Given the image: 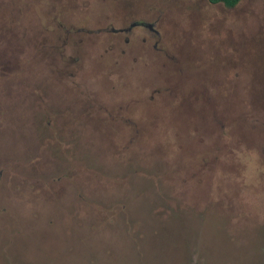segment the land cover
Listing matches in <instances>:
<instances>
[{"label": "rangeland", "instance_id": "rangeland-1", "mask_svg": "<svg viewBox=\"0 0 264 264\" xmlns=\"http://www.w3.org/2000/svg\"><path fill=\"white\" fill-rule=\"evenodd\" d=\"M0 264H264V0H0Z\"/></svg>", "mask_w": 264, "mask_h": 264}, {"label": "trees", "instance_id": "trees-1", "mask_svg": "<svg viewBox=\"0 0 264 264\" xmlns=\"http://www.w3.org/2000/svg\"><path fill=\"white\" fill-rule=\"evenodd\" d=\"M241 0H208L211 4H223L226 7H234L236 6Z\"/></svg>", "mask_w": 264, "mask_h": 264}]
</instances>
